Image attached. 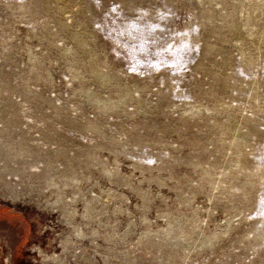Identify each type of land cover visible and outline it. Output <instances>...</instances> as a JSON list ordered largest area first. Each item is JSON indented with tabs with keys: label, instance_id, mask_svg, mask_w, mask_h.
Masks as SVG:
<instances>
[{
	"label": "rangeland",
	"instance_id": "1",
	"mask_svg": "<svg viewBox=\"0 0 264 264\" xmlns=\"http://www.w3.org/2000/svg\"><path fill=\"white\" fill-rule=\"evenodd\" d=\"M248 262L264 0H0V264Z\"/></svg>",
	"mask_w": 264,
	"mask_h": 264
},
{
	"label": "bare ground",
	"instance_id": "2",
	"mask_svg": "<svg viewBox=\"0 0 264 264\" xmlns=\"http://www.w3.org/2000/svg\"><path fill=\"white\" fill-rule=\"evenodd\" d=\"M5 165V164H4ZM39 208V207H38ZM225 231H228V229H226ZM74 235H77V234H74ZM258 235H260L259 233H254L253 234V236H258ZM251 236H252V234H251ZM262 236V235H261ZM261 238V237H260ZM72 239V238H71ZM75 239V238H74ZM78 239V238H77ZM250 239H252V238H250ZM69 240V239H68ZM253 240V239H252ZM256 240V239H255ZM61 241V240H60ZM78 241V240H77ZM208 241H209V239H208ZM250 241V240H249ZM69 242V241H68ZM76 242V241H75ZM251 242V241H250ZM253 242V241H252ZM59 243V242H58ZM66 243H67V239H65V240H63V242H61V244H62V246H63V248L66 246ZM59 245H60V243H59ZM61 246V245H60ZM61 246V247H62ZM43 260H47V261H49V260H53L54 259V257L53 256H50V257H47V256H45V255H43V258H42ZM50 262V261H49ZM223 262V261H222ZM198 264V263H197ZM247 264H253L252 262H248Z\"/></svg>",
	"mask_w": 264,
	"mask_h": 264
}]
</instances>
